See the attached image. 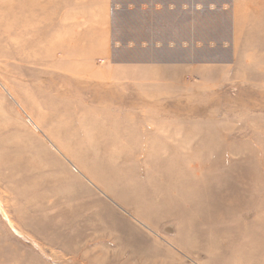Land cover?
<instances>
[{
    "label": "rangeland",
    "instance_id": "1",
    "mask_svg": "<svg viewBox=\"0 0 264 264\" xmlns=\"http://www.w3.org/2000/svg\"><path fill=\"white\" fill-rule=\"evenodd\" d=\"M114 1L120 47L187 64L167 92L66 66L48 0H0V264H264V0H200L185 29Z\"/></svg>",
    "mask_w": 264,
    "mask_h": 264
},
{
    "label": "crops",
    "instance_id": "2",
    "mask_svg": "<svg viewBox=\"0 0 264 264\" xmlns=\"http://www.w3.org/2000/svg\"><path fill=\"white\" fill-rule=\"evenodd\" d=\"M47 10L43 3L34 25L42 28L41 42L47 39L51 51L63 52L66 66L84 67L95 66L99 59L103 60V71L110 75H126L128 80L136 85L146 86L152 92H167L166 83L175 84L183 76V67L187 64L178 58L172 57L175 49L168 46H119L115 36L116 20L121 12L114 0H48ZM200 0H130L128 12L144 14V27L150 28L154 15L160 14L161 28L170 27V13H177V29H185L180 21L185 7H194ZM237 7V6H236ZM235 7V10H236ZM150 14L153 21L150 22ZM192 34L199 40L200 20H193L187 24ZM237 30V29H236ZM234 30L235 33L239 31ZM188 41H195L188 38ZM147 36L143 39H130L128 42H152ZM177 41V40H175ZM127 50L128 58L120 59L118 53ZM199 48L193 49L192 62L189 65H200ZM197 55V56H195ZM188 65V66H189ZM195 72V70H193ZM161 95L160 97H163Z\"/></svg>",
    "mask_w": 264,
    "mask_h": 264
},
{
    "label": "bare ground",
    "instance_id": "3",
    "mask_svg": "<svg viewBox=\"0 0 264 264\" xmlns=\"http://www.w3.org/2000/svg\"><path fill=\"white\" fill-rule=\"evenodd\" d=\"M62 148H63V147H62ZM63 149H64V150H63L64 153H65L67 156H68V154H69V155H72L71 152H70V150H67V149H65V148H63ZM72 156H73V155H72Z\"/></svg>",
    "mask_w": 264,
    "mask_h": 264
}]
</instances>
